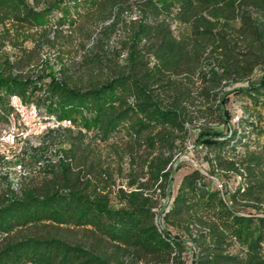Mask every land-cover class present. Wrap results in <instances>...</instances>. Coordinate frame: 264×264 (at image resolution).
I'll use <instances>...</instances> for the list:
<instances>
[{
	"label": "trees",
	"instance_id": "1",
	"mask_svg": "<svg viewBox=\"0 0 264 264\" xmlns=\"http://www.w3.org/2000/svg\"><path fill=\"white\" fill-rule=\"evenodd\" d=\"M0 25V44L26 27L35 41L0 51V116L17 94L74 124L17 153L33 177L0 195V264H264V0H0ZM77 31L79 60L61 47ZM230 94L245 98L234 121ZM191 128L209 173L241 181L192 168L158 212ZM125 159L131 188H115ZM45 223L81 234L29 231Z\"/></svg>",
	"mask_w": 264,
	"mask_h": 264
},
{
	"label": "rangeland",
	"instance_id": "2",
	"mask_svg": "<svg viewBox=\"0 0 264 264\" xmlns=\"http://www.w3.org/2000/svg\"><path fill=\"white\" fill-rule=\"evenodd\" d=\"M32 0H30L31 2ZM0 30H2V25H0ZM12 32V30H10ZM30 31H34V28H25L23 29L22 33L18 35V37H14L13 35H10L8 37H5L0 44V51L1 50H6V51H15L18 47V45L14 44V42L19 43L21 47H25L26 49H32L35 47V41L30 37L27 36ZM75 37L67 41L66 43L62 44V48L64 50H68V53L71 58L74 59H80L81 54L83 53L84 49L82 48L80 44V40H82L81 34L77 31L75 33ZM114 36V35H113ZM111 37V39L113 38ZM86 39V38H84ZM87 45H91L92 41L87 39L85 41ZM52 43H43L39 48H38V57H44V56H50L51 58L53 57V51L55 53V48L51 46ZM26 66H23L22 69H25ZM259 73V71H257ZM245 103V98H238L234 94H230L229 101L227 102V106L230 109L231 113L233 114L232 121L236 120L237 115H240L242 113V105ZM262 116L264 119V109H262ZM205 120L200 117L198 120H196L193 123V127L197 128L198 125H204ZM216 121L209 120L208 124H215ZM8 123L7 119H4L0 116V134L7 129ZM220 128L224 129V125L222 123L219 124ZM45 131V130H44ZM43 131V132H44ZM42 132V133H43ZM191 136L187 138L184 142V145L186 146L185 150L183 152H175L172 158V164L171 168H173L171 174H170V179L172 180V183L170 185V188L168 189V182L170 179L167 181V194L165 196H158L159 199V204L155 207V210L159 212L160 205H166V203H170L171 197L173 192L175 191L177 184L181 178V176L190 171L192 168H198L202 173L206 175V181H211L212 184L217 185L219 187V184L223 186L225 189H233L237 184L240 183L241 181V176L232 171H228L226 173L222 172L220 175V178H218L217 175L215 174H210L209 173V163L208 159L206 158V149L204 146L201 145H194V139L196 137L197 132H194V128H191ZM33 135L31 139L34 137L38 136ZM33 141V140H32ZM66 142H61L58 143L57 146L51 147L49 151H47V155L51 160H55L56 156L60 154L63 158H65L64 153H62V150L67 147ZM59 147V149H57ZM0 150V195H4L7 193L6 191L8 189L11 190H18L21 185H24V183H28L33 175L30 172L23 173L22 171H18L14 168V158L16 156V153L18 152V148L15 147H8L6 146L5 148H1ZM48 159V158H47ZM45 159V160H47ZM43 161V160H42ZM179 163V166L177 169H174L176 164ZM43 165V163H42ZM129 166V161L128 159H125V161L122 164V173L116 175V182H115V188L118 186H121L125 189L131 188L126 186V177L125 173H127ZM144 179V178H142ZM159 190L156 188L155 185V193H158ZM112 198L114 199V195H112ZM238 209H240L243 212L249 211L250 208L243 205L242 203H238ZM261 209H264V202L261 205ZM261 209L257 211V213L262 214ZM162 215V213H161ZM161 217V216H160ZM158 218V221L162 223L161 218ZM29 231H33L35 233H56L57 235H62L67 238H73L77 237L81 234V232H77L72 229H68L65 226H59L55 227L52 226L48 223L41 224L35 227H31ZM27 229V232H29Z\"/></svg>",
	"mask_w": 264,
	"mask_h": 264
},
{
	"label": "built area",
	"instance_id": "3",
	"mask_svg": "<svg viewBox=\"0 0 264 264\" xmlns=\"http://www.w3.org/2000/svg\"><path fill=\"white\" fill-rule=\"evenodd\" d=\"M9 104L11 110L6 114L8 126L0 134V150L6 146L15 147L18 148L17 153H19L22 146L33 135L41 134L44 130L46 131L49 128H57L59 126L74 127L70 119H58L53 114L42 113L36 104L33 102H24L17 94L10 95ZM17 153L14 158V168L23 173H27L28 171L24 168V165L16 161ZM58 156L61 155L58 154ZM42 163L43 161L39 160L37 166L42 165ZM219 187H221V184H219Z\"/></svg>",
	"mask_w": 264,
	"mask_h": 264
}]
</instances>
